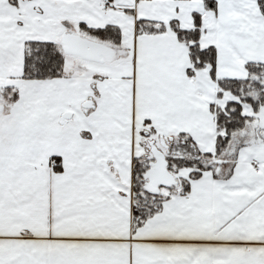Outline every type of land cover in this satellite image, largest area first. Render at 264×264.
Returning a JSON list of instances; mask_svg holds the SVG:
<instances>
[{
    "label": "snow or ice",
    "instance_id": "6c2138e0",
    "mask_svg": "<svg viewBox=\"0 0 264 264\" xmlns=\"http://www.w3.org/2000/svg\"><path fill=\"white\" fill-rule=\"evenodd\" d=\"M0 264H264V0H0Z\"/></svg>",
    "mask_w": 264,
    "mask_h": 264
}]
</instances>
